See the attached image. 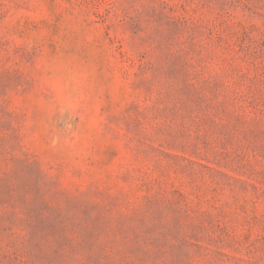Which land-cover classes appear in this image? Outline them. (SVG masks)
Segmentation results:
<instances>
[{"label":"rangeland","instance_id":"obj_1","mask_svg":"<svg viewBox=\"0 0 264 264\" xmlns=\"http://www.w3.org/2000/svg\"><path fill=\"white\" fill-rule=\"evenodd\" d=\"M0 264H264V0H0Z\"/></svg>","mask_w":264,"mask_h":264}]
</instances>
